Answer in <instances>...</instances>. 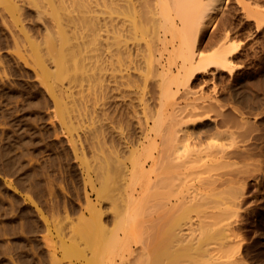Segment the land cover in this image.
Masks as SVG:
<instances>
[{
	"label": "rangeland",
	"instance_id": "1",
	"mask_svg": "<svg viewBox=\"0 0 264 264\" xmlns=\"http://www.w3.org/2000/svg\"><path fill=\"white\" fill-rule=\"evenodd\" d=\"M98 7L109 10L103 3ZM49 11L39 17L35 6L26 3L22 20L15 22L0 2V264H52L55 260L92 264L95 246L85 245V249L82 242L78 247L83 246L85 252L69 257L63 255V248L72 242V224L90 214L94 204L109 209V200H98L96 191L104 157L109 152L113 156L114 148L128 162L132 149L145 156L148 150L144 149L160 144L166 129L187 124L196 139L192 146L210 150L208 144L215 140L230 144L237 139V144L239 140L253 151L245 160L228 165L206 157L189 167L188 192L198 197L202 193L201 203L206 202L198 206H202L199 212L198 207L190 212L192 227L196 228L197 220L203 222L198 219L201 214L217 213V222L212 214L203 225L216 231L210 227L215 224L219 231L212 239L220 237L216 243L221 247L214 249L216 243L210 240L212 253L205 244L210 256L204 260L203 251L205 257L197 256L195 263L264 264V0H222L203 27L202 51L209 55L218 45L219 49L237 45L230 56L233 69L212 66L189 83L183 75L182 56L173 50L176 42L163 27L152 42L154 68L149 72L144 52L126 54L118 61L113 56L116 45L110 51L102 31L104 58L90 67L89 51L83 76L60 75L57 63L44 51L41 58L35 55L32 41L22 30L43 48ZM140 44L144 46L145 41ZM165 68L171 72L164 83ZM216 99L226 105V113H244L248 120L243 119L247 124L241 128L244 136L237 135L236 130H242L235 125L230 128L233 133L214 118L186 115L193 101ZM182 105L186 114L178 109ZM152 174L157 176L155 171ZM213 198L219 201L218 207H212ZM209 220L216 223L209 224ZM203 225L199 223L198 229ZM197 230L192 232L198 237L201 230Z\"/></svg>",
	"mask_w": 264,
	"mask_h": 264
},
{
	"label": "bare ground",
	"instance_id": "2",
	"mask_svg": "<svg viewBox=\"0 0 264 264\" xmlns=\"http://www.w3.org/2000/svg\"><path fill=\"white\" fill-rule=\"evenodd\" d=\"M151 1L153 0H0L4 2L15 22L22 20L21 16L26 3L35 6L39 17H43L47 8L50 9L51 21H46L45 24L43 48L31 39L29 32L23 27L22 30L32 41L31 47L35 55L41 58L44 51L43 55L47 54L57 63L56 72L70 78L83 76L85 59L89 57V51H92L90 67L96 66L97 61L104 58V51L101 48V45H105L104 40L101 39L102 31L107 34L110 51L116 45L113 56H116L118 61H121L126 54L130 56L132 52H144L147 55L146 69L148 72L151 71L154 68L152 42L160 35L158 32L161 27L163 30L165 28L164 33H171L176 42L173 50L182 56L183 75L187 83L212 66L216 69H233L230 56L238 50L237 45L229 47L225 43L227 47L225 45L221 49L218 45V49L215 48L209 55L202 51L203 27L221 5L222 0H156L157 5L154 4V0L155 7ZM100 3L107 6L109 10L99 9ZM170 8L172 12L175 11L176 16L170 12ZM107 13V16H102ZM115 13L119 15L117 18ZM177 16L180 22L176 19ZM116 19L117 22H115ZM142 41H145L144 46L140 44ZM209 45L211 46V43ZM170 72L169 68L164 69V75H166L164 83L168 81ZM163 94L168 96L169 92L163 91ZM190 105L188 112L186 111L187 114L183 110L186 106L182 105L184 108L178 109L191 117L214 118L218 125L222 124L225 128L230 129L233 125L235 128H247L245 124V121H248L247 117L245 118L244 113L237 106L235 109L241 112L240 116L237 115L238 117L231 112L226 113L223 110L226 105L217 99L204 103L193 101ZM186 128L170 126L160 136V144L156 143L155 147L144 149L148 150L145 156L132 149L129 162L128 158L120 159L115 148L113 156L112 152H109L104 157L102 170L98 172H102V178L96 191L98 200L102 197L109 200V203H106L109 209L103 210V207L94 204L90 214L81 216L79 221H76L77 224H72L69 234L74 236L69 238V240L73 239L71 243L66 242L64 245V256L69 257L75 254V256H78L77 254L81 256L84 248L95 246L92 264H194L196 259L199 260L197 256L205 250V244L206 247L208 246L206 250L212 251L209 249L210 240L218 243L216 240L220 237L217 236L216 240L212 238L216 237L219 229L217 231L214 224L210 226L216 230L213 231V228L203 224L206 222L204 220L212 214L213 218L212 216L209 218L214 219L218 216L217 213L214 214V211L211 215L207 213L208 217L206 213L201 214L203 217L197 213L199 217H202L198 219H203V222L197 220L196 223L203 225V228L198 229L200 227L198 225H196L198 230L194 228V215L192 214V220L190 212L196 211L195 207L200 206L204 199L201 201L202 193L199 197L198 194L195 196L189 194L188 169L202 160L206 161V157H210L211 161L228 165L237 162V159L245 160L253 151L250 152L251 149L247 145L239 144V140L237 144V139H235L236 142L233 140L232 144L222 143V141L219 143L215 140V135L212 136L214 143L208 144L210 150L197 148L192 146L194 143L196 145V139L193 140L194 135ZM222 129H219V133ZM227 130L223 131L227 132ZM236 131L240 136L244 133L243 130ZM133 136L136 137L135 134ZM201 139L199 137L200 141ZM111 158L112 161H110ZM154 171L157 175L155 178L152 174ZM139 178H144L141 179L144 181L135 182ZM210 192L208 194L211 195ZM213 192L218 194V190ZM213 200L214 205L219 203V201L215 203V198ZM214 205L212 207H218V204ZM201 207L197 208V212ZM195 218H197L196 215ZM214 220H209V224L215 222ZM191 221L193 225L190 224ZM196 230H201V233L197 234L198 237L192 232ZM222 231L224 232L223 229L219 232L221 236H223ZM81 243L84 245V248L81 246L82 251L78 247ZM217 243L216 248L213 246L214 249L221 248ZM205 251L203 253L207 258L202 254L205 257L204 260L208 259L212 253L208 252L207 256ZM55 259L53 258L52 262ZM55 264H60V261Z\"/></svg>",
	"mask_w": 264,
	"mask_h": 264
}]
</instances>
